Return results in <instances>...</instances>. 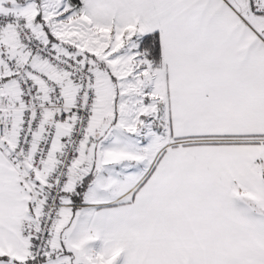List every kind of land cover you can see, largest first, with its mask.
<instances>
[{"label": "snow or ice", "instance_id": "obj_1", "mask_svg": "<svg viewBox=\"0 0 264 264\" xmlns=\"http://www.w3.org/2000/svg\"><path fill=\"white\" fill-rule=\"evenodd\" d=\"M0 264H264V0H0Z\"/></svg>", "mask_w": 264, "mask_h": 264}]
</instances>
